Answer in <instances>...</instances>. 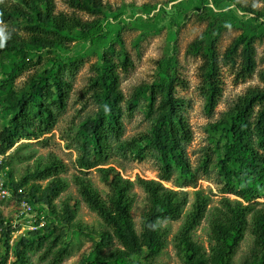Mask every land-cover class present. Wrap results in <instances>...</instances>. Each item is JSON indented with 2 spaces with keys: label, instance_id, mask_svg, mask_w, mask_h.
Segmentation results:
<instances>
[{
  "label": "trees",
  "instance_id": "obj_1",
  "mask_svg": "<svg viewBox=\"0 0 264 264\" xmlns=\"http://www.w3.org/2000/svg\"><path fill=\"white\" fill-rule=\"evenodd\" d=\"M227 1L256 19L264 16L252 5L243 4L242 0ZM258 1L264 5V0ZM66 3L71 13L57 12L55 0L0 1V23L6 24L2 28L3 39H0V61L12 54L22 57V65L16 66L13 73L16 76L12 79L28 67L41 64L42 57L37 63L26 62L28 49H67V34L76 30L91 32L97 19L105 13L104 0H66ZM85 15L94 20H85ZM20 21L25 23L26 35L12 27ZM226 27L211 23L192 44V53L201 58L198 78L208 114H213L223 96L224 68L235 84L251 79L258 69L253 36L239 35L220 54L218 43ZM78 64L76 60L56 70L36 72L30 76L25 91L10 94L12 117L0 130V152H9L5 160L9 179L16 194L19 189L23 190L21 196L17 194L19 198L26 197L35 205L46 208L53 222L14 239L17 229L13 227V220L0 212V264H34L30 254L42 250L41 259H49V264H60L71 254V246L65 241L70 230L83 234L89 231L95 236L90 228L76 222L77 207L70 199L63 202L61 210L57 209L55 199L69 186L63 177L67 165L59 157L49 154L46 158H36L18 181H12L13 170L10 169L14 160L34 157L30 152L22 153L29 146L23 141L40 140L54 130L57 112L66 109L72 90L65 73L74 72ZM132 67L133 60L128 53L124 52L118 63L106 54L103 67L92 80L99 111L82 126L89 141L83 145L78 160L80 172L74 175L73 181L83 201L99 215L106 229L93 244L95 256L84 258L81 264H157V257L167 247L168 230L163 223L180 219L189 204L187 192L167 188L162 183L172 180L174 167L186 174L191 171L187 147L192 142L193 131L186 114L188 101L178 96V88H187L188 82L174 66L165 80L142 85L126 102L131 111L143 94H149L151 111L156 114L151 149L160 155L161 181L142 178L131 181L108 163L113 139L119 140L124 131L125 97L120 75ZM258 75L264 83V68ZM218 125L229 138L219 164L225 176L221 193L236 199L224 196L220 206L213 209L210 221L212 243L207 249L194 240L193 235L210 211L209 197L195 192L192 210L186 215L175 245L184 264H236L235 257L250 229L253 246L241 264H264V202L259 201L264 199V85L249 87L223 114ZM132 149H139L137 141L133 142ZM138 153L143 155L145 151L138 150ZM210 160L208 156L206 164ZM94 168L108 187L105 197L88 178L89 171ZM136 183L143 188L148 200L140 232L131 214L136 202L133 192ZM190 186H197L196 178L182 183V187ZM105 249L109 250L103 254Z\"/></svg>",
  "mask_w": 264,
  "mask_h": 264
},
{
  "label": "rangeland",
  "instance_id": "obj_2",
  "mask_svg": "<svg viewBox=\"0 0 264 264\" xmlns=\"http://www.w3.org/2000/svg\"><path fill=\"white\" fill-rule=\"evenodd\" d=\"M0 1L7 2V0ZM55 2L57 12H72L66 0H55ZM104 3L105 13L97 19L91 32L76 30L66 35L67 49L50 48L43 51L28 49L26 62L37 63L39 57L43 60L39 65L28 67L15 79H12L16 76L13 73L16 66L22 65L21 55L12 54L0 61V130L9 124L12 117V112L9 110L10 94L13 91H25L31 75L50 69L56 70L59 66L69 65L76 60L79 62L74 72L65 73V78L72 84L66 109L57 112V124L50 134L40 140L23 141L29 143V146L23 149L22 153L30 152L34 157L12 162L10 167L13 170L12 181H18L27 166L33 164L38 157L46 158L49 154H55L65 162L68 170L63 177L69 186L55 199L57 209L61 210L63 202L70 199L77 207L76 222L90 228L96 237L90 235L89 231L83 234L70 230L65 241L71 246V254L60 264H81L84 258L94 257L93 244L106 227L99 215L83 201L73 181L74 175L80 172L78 160L83 152V145L89 141L82 126L99 111L92 80L103 67L106 54L111 55L117 63L124 52L131 56L133 67L128 72H121L120 75L121 90L125 97L122 118L124 131L119 140L113 139L108 163L120 171L123 178L131 181L136 182L138 178L161 181L160 155L151 149L150 138L156 114L151 111L149 94H143L131 111L126 102L142 85L156 84L165 80L174 66L188 82L187 88H178V96L188 101L186 114L193 131L192 142L187 147L191 171L186 174L180 168L174 167L172 180L162 183L167 188L187 192L189 204L180 219L163 223L168 230L167 247L156 261L157 264H184L176 248L175 238L186 215L192 210L195 192L200 191L209 197L210 211L193 235L194 240L207 249L212 243L210 221L213 209L220 206L221 198L224 196L236 199L233 195L221 193L225 176L219 164L224 157V147L229 138L218 122L249 87L264 85L258 75V72L264 68V16L256 19L227 0H104ZM242 3L252 5L264 15V5L258 0H242ZM83 18L94 20L86 15ZM211 23L227 26L219 39L220 54H223L239 35L253 36L256 40L258 69L251 79L235 84L232 75L227 68H224L223 96L213 114H208L198 78L201 58L192 53V44L201 37ZM5 26L6 24L0 23V28ZM24 26L25 23L20 21L12 27L19 30L22 35H26ZM134 141H137L139 149H132ZM138 150L145 153L139 155ZM208 156L211 160L206 164ZM88 178L105 197L108 187L101 181L100 173L96 168L89 171ZM190 178L197 179V186L182 187V183ZM133 192L136 194V202L131 214L135 227L140 232L143 215L148 209L147 194L137 183ZM259 201L264 202V199ZM0 212L6 218L13 220L16 214V202L0 200ZM36 212L37 221L25 220L23 225L17 227L23 230L22 234L31 231L30 227L41 220L44 223L53 222L46 208L36 205ZM17 235H21V232L18 231L14 239ZM253 241L254 237L249 229L235 257L236 264H241L248 256ZM108 250L105 249L103 254ZM43 251L31 253L30 260L34 264H49V259H41Z\"/></svg>",
  "mask_w": 264,
  "mask_h": 264
},
{
  "label": "built area",
  "instance_id": "obj_3",
  "mask_svg": "<svg viewBox=\"0 0 264 264\" xmlns=\"http://www.w3.org/2000/svg\"><path fill=\"white\" fill-rule=\"evenodd\" d=\"M8 154L9 152L6 154L0 152V200H13L16 202V214L13 219V227L17 229L16 233L20 231L22 234L23 230H19L17 228L18 226L23 225L25 220H29L28 222H31L32 220L37 221L36 205L26 197L19 198L17 194L21 196L23 190L19 189L16 194L15 189L12 187L8 173L9 168L5 165V160ZM44 224V221L41 220L35 226L30 227L31 231L42 227Z\"/></svg>",
  "mask_w": 264,
  "mask_h": 264
},
{
  "label": "clouds",
  "instance_id": "obj_4",
  "mask_svg": "<svg viewBox=\"0 0 264 264\" xmlns=\"http://www.w3.org/2000/svg\"><path fill=\"white\" fill-rule=\"evenodd\" d=\"M0 39H3V29L0 28Z\"/></svg>",
  "mask_w": 264,
  "mask_h": 264
}]
</instances>
